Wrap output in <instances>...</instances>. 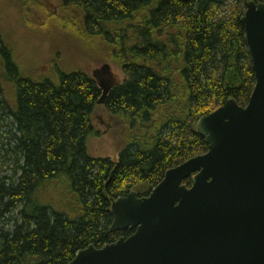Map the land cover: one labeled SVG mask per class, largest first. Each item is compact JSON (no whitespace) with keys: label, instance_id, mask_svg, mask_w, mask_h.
Masks as SVG:
<instances>
[{"label":"trees","instance_id":"obj_1","mask_svg":"<svg viewBox=\"0 0 264 264\" xmlns=\"http://www.w3.org/2000/svg\"><path fill=\"white\" fill-rule=\"evenodd\" d=\"M61 1L78 17L67 28L110 48L126 81L99 104L84 71L31 80L0 33V113L15 164L0 176V264H70L133 235L110 231L113 201L148 196L170 169L205 155L197 122L231 99L245 108L256 86L241 19L264 0ZM99 105L126 124L118 162L88 153Z\"/></svg>","mask_w":264,"mask_h":264},{"label":"water","instance_id":"obj_2","mask_svg":"<svg viewBox=\"0 0 264 264\" xmlns=\"http://www.w3.org/2000/svg\"><path fill=\"white\" fill-rule=\"evenodd\" d=\"M241 24L256 76L249 104L231 99L201 118L208 152L170 169L148 196L113 201L110 231L134 234L90 245L70 264H264V4L249 2Z\"/></svg>","mask_w":264,"mask_h":264},{"label":"rangeland","instance_id":"obj_3","mask_svg":"<svg viewBox=\"0 0 264 264\" xmlns=\"http://www.w3.org/2000/svg\"><path fill=\"white\" fill-rule=\"evenodd\" d=\"M74 13L63 9L61 0H0V33L12 51L19 72L31 80L56 79L57 71H84L97 86L108 93L126 81V76L105 44H91L67 28ZM69 21V22H68ZM92 43V42H91ZM14 88L4 89L8 103L13 102ZM106 99V98H105ZM104 99V101H105ZM11 122L0 113V176L14 175V157L7 154ZM95 135L88 140L91 157L118 162L127 144L126 124L112 117L104 105L93 115Z\"/></svg>","mask_w":264,"mask_h":264}]
</instances>
